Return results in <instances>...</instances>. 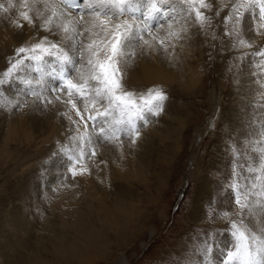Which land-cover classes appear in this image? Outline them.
<instances>
[{"label": "rangeland", "instance_id": "374dc122", "mask_svg": "<svg viewBox=\"0 0 264 264\" xmlns=\"http://www.w3.org/2000/svg\"><path fill=\"white\" fill-rule=\"evenodd\" d=\"M205 1L211 7L201 8L207 18L203 24L196 19L195 12L190 11L192 25L199 32L197 39L203 43V50H197L198 59L190 60V66L196 72V78L192 81L190 80L192 76L189 79H181V82L169 80L165 83L163 81L155 87L149 86L141 91L146 93L149 88L159 87L167 96L160 114L148 120L147 124L151 127L147 124L139 127V133L147 128L154 129L159 133L156 138L153 133L147 135V142L145 141L147 144L144 159L146 163L148 162L145 168V180L143 182L135 181L132 184L123 183L122 186H127L128 189L122 186L116 187L117 183L114 182L109 185L112 192L117 190L126 194L128 196L126 199L129 198L126 201H133L135 207L140 209L124 232L128 240L133 238L132 235H135V239H131L130 246L122 248L125 238H120V248L112 251L109 247L108 252H104L105 256L94 261V264H113L115 260L120 262L122 256L125 258V264H221L222 256L218 247L222 248L224 243L232 239L230 235L225 234L230 230L232 221H235L237 225L243 221L249 229L258 235H260L257 233L258 227L263 228L264 212L258 210L264 208L260 206L264 204V199H260L261 196H264V164L258 163L256 158L264 153V128L261 127L264 125V119H258V115L253 113L256 109L253 108L254 101L252 100L254 98L248 90L254 87L255 83L249 81L251 76L248 71H252L249 64L259 63V66L264 68V58L255 54L258 49L264 51V28L253 32L251 19L248 16H245L239 23H235V18L226 20L225 17L229 15L234 0ZM37 9L39 10V7L35 6L34 14L31 15L32 19L37 22V26L31 31L30 36L33 35L30 39L24 38L28 29H23L19 33L21 36L16 38L13 48L10 51L1 52V71L11 69V74L18 76L19 71L32 66L31 73L34 74L35 68L40 67V61L27 59L30 55H37L43 57L45 61L48 60L47 62H53V56H49L46 51L36 50L34 53L28 52L23 56L17 53L18 48L22 46L31 48L32 45L40 43L45 36L51 43L60 41V38L56 37L58 33L53 30L51 25L49 26L51 31L39 27V23L44 17L35 15ZM217 12L219 15L216 14ZM66 45L67 47L61 45L64 48L59 46V49L74 56L75 53L74 55L70 53L73 50H69L67 43ZM17 59H24L25 63L18 68H12ZM59 62V60L53 62L58 68V73H61V69H74V65L64 63L58 65ZM172 65L173 63L170 66ZM248 68L251 69L248 70ZM14 77H10L11 80L6 77L0 78V81H3L0 83L1 134L5 130L4 123L8 121L10 114H13L14 119H17L15 115L18 114L19 120L24 118L26 123L29 124L32 121L36 125L38 119L51 117L59 108L53 98L50 100L48 97H41L39 100L31 89L18 90V80H15ZM213 88L216 90L214 96L217 95L219 98L211 102ZM136 92L139 93V91ZM22 95L25 96V99ZM26 97L34 100H29ZM32 102L38 103L36 111H34ZM230 104L233 105L231 108ZM61 105L66 107L65 103H61ZM216 105H218V109H216ZM213 106L216 107L214 112L212 111ZM80 108L83 109L82 104H80ZM64 110L60 111V118L52 117L57 120L49 121L47 131L50 125L59 124V119L63 127L66 128L64 120L67 117L63 116ZM222 114L223 117L219 122ZM35 120L37 121L35 122ZM181 121H184L183 125L180 124ZM70 122L68 123L71 126L66 128L64 137L69 138L68 145L77 146L71 135L75 133L74 130L78 126ZM90 126V123L85 125L87 128ZM50 128L52 129V126ZM62 129L60 128L61 132ZM95 131L90 129L93 135H95ZM163 131H167V133ZM197 133L200 134V138ZM125 136L122 137L123 141ZM62 137H60L61 139L59 137L52 139L43 145H40L38 136H35L33 143L23 139V145L18 146V152L21 154L11 156L12 159H9L10 162L5 167H2L0 161V264H27L28 259H30L29 262L34 261L39 253H33L32 250L41 251L45 257L51 259V255H49L51 252L43 250V244L32 248V244L29 247L26 239L43 240L49 245V236L42 229L44 224L48 223L47 219L55 220L57 217L51 214L52 211H47L43 215L40 202L44 200H42L44 197L37 198L35 196V200L38 201L35 202L32 192L28 193L27 188L38 185L46 195V186L49 190L51 183L47 184V181L53 179V173L59 174L53 181H57L56 185L59 183L61 187H64L62 181L65 182L72 177L70 169L60 168L59 164L65 158L67 161L68 158L65 155L69 154L73 158L76 149L69 146L66 148ZM170 137L173 141L169 139ZM102 143L104 144V142ZM12 145L11 143L9 146ZM130 145L129 143L127 149L121 148L117 153L118 157H129V154L133 155L137 151L145 149L143 143H141L140 149L136 145L133 147ZM174 147L179 148L175 149ZM194 148L196 151L193 153ZM96 156L98 159L104 155L97 153ZM88 158L89 156L86 155L82 159L87 160ZM260 158L261 161H264V156ZM5 161L3 159V163ZM31 163L32 166L26 170L25 167ZM95 178L97 179L96 175ZM237 188H247V200L250 202L251 211L247 208L241 209L235 203L233 197L237 193ZM49 198H51L50 194ZM94 205L96 206V204ZM84 206L86 205L84 204ZM77 207L79 210H83L81 204H77ZM88 212L91 214L87 213L86 215L94 220L92 211ZM15 213H21L22 218H25L23 220H29L25 230L11 229L13 223L9 222V219H15L13 217ZM52 213L54 214V212ZM224 213H228V215L225 216ZM64 218L70 221L71 214L65 212ZM127 229L129 230L126 231ZM152 230H154L153 233ZM109 231H107V234L110 235L108 237L113 240L116 237V232ZM65 234L67 238L69 237V241L78 238L76 233H72L68 229ZM206 237L212 238L215 244L205 256L203 253L205 245L202 241ZM53 264L77 263L65 261L59 257L57 261H53Z\"/></svg>", "mask_w": 264, "mask_h": 264}, {"label": "bare ground", "instance_id": "6f19581e", "mask_svg": "<svg viewBox=\"0 0 264 264\" xmlns=\"http://www.w3.org/2000/svg\"><path fill=\"white\" fill-rule=\"evenodd\" d=\"M11 2L15 5V8L10 9L8 13H4L3 9L0 8V57H1L2 51H6V50L10 51L13 48V45H15L16 38L18 36H21L19 33L23 31V29H26V30L28 29L27 32L25 33L24 38L30 39L31 36L33 35L32 34L30 36L31 31H33V29L37 26V22H35L32 19L33 20L32 24L27 23L19 15L20 12L29 11V15L34 14L33 4H35V6L39 7V11L44 13V17H47L50 13V10L46 11L44 9L43 4L40 2V0H28V8L22 7L23 0H11ZM50 2L55 4L58 8H62L63 11L68 12V9L63 8V5L60 4V0H50ZM8 3H9V0H0V4H3L5 7H7ZM135 8H136V11L134 15L126 14V15H122L118 17L116 16L111 17L112 23H120L122 21H129L130 23H134L136 25L142 26L144 21L141 20V16L144 14L146 9L147 10L151 9L150 0H136ZM163 9H166V10H163ZM79 14L83 16L85 21L89 22L88 26H91V21L94 19V17L90 14H87L84 11H81ZM151 14L154 17L152 20L148 21L152 25V27L148 30L151 32V36L148 35L147 32H145L144 37H143V40L148 41L149 44H145L143 41H141L138 44H134L130 49L126 50L134 54L130 55L129 57L122 56L120 58L121 60L120 67H121V71L124 74V84H125L126 89L129 91L135 90V91L141 92L147 87L149 86L155 87V85L163 81L165 83L169 80L171 82L172 80L176 82H181V79L183 78L189 79L192 76V78H190L191 81L194 80V78H196L195 77L196 72L190 66V62H191L190 60L192 58L198 59L197 58L198 51L203 50L202 49L203 43L200 39H197L199 32L195 30L194 26L192 25V16H191V12L189 11L188 7L182 2V0H162V14L161 12H152ZM77 15L78 14L76 11H72L71 14L67 17L53 18V23L51 24V27L53 28L54 31L58 33L56 37L58 39L60 38L59 39L60 41L57 40V43H56L58 47L59 46L63 47L61 45H64L67 47L66 43L69 45L68 37L72 35V33L71 31L64 32L62 25L67 24L70 29L73 27H77V23H76ZM170 16L172 18H169ZM33 17L35 16L33 15ZM100 18L107 19L108 17L101 16ZM70 21L71 23H69ZM18 24H22L23 27L22 28L18 27L17 26ZM77 31H83V28L77 27ZM93 31H96V29H93ZM89 35H90L89 33L84 32V35L78 37V39L81 40L84 44H87L89 42ZM153 37H155V39H153ZM96 38L99 39V37H96ZM161 40L164 41L163 46H161L159 43V41ZM22 43L24 44L25 42L23 41ZM27 44L28 43L26 42V45ZM70 53L74 55L75 51L74 50L72 52L70 51ZM86 59H87V53L85 52L84 60L86 61ZM52 60L53 62L58 61L55 57H53ZM125 60L127 61V63H125ZM47 61H45V59L40 60V67L35 68V73H34L35 75L31 73L32 66L29 67L28 69L19 71L20 73L17 72L18 76H15L16 74H13V73L11 74V71H12L11 69H6V71L0 70L1 79L5 77L10 79V77L13 78L15 76L14 79L18 80V83H17L18 90L21 89L23 91V89H31L33 93L35 92L34 95L39 100L41 97L42 98L48 97L50 100L51 98H53V100H55V103L57 102L59 106L58 109L56 108L57 112H54V114L51 117L47 116V117L38 119V122L36 125H34L35 123H33L32 121L31 122L28 121L29 124L26 123V119L24 118L19 120L18 114L15 115V118L17 119H14L13 114H10L11 116H9L8 121L4 123L5 130L3 134L0 133V161L2 162V167H5L7 163L10 162L9 159L11 158V156L13 157L17 154H21L18 152V146L23 145L22 143L23 139H25V141L27 142L32 141L33 143L35 136H38L40 139V145H43L45 142H48L52 139L54 140L57 137L60 138L61 136H63L62 139L65 141L64 146L66 148H68V146L72 149L75 148L76 150L74 151V155H76L79 150L77 141L80 137H84L86 135H91L92 137L96 136V131H95V135H93L90 132V129L91 130L93 129L91 126L87 128L85 127L84 124L81 123L77 125L78 127H76V129L74 130L75 133L71 135L72 138L75 140L77 146L68 145L67 142L69 138L64 137V132L66 128H69V126H71V124L68 123L70 122L69 119L64 120L66 121V123L64 122L66 124V128L63 127L59 119V124L56 123V125H50L52 126V129L49 126L48 131H47V126L49 125V121L51 120V122H53L57 120V119H52V117L53 116L59 117L60 111L62 109L63 110L65 109L64 110L65 113H68L69 116H72V119L74 120L78 119L74 115L70 105L66 104V107H64L65 105L64 106L61 105L62 103L61 101L67 99L66 93L60 94V99L57 100L56 99L57 93H50L48 91V89L60 83L56 79V76L60 75L61 73L57 72L58 68H56V64L54 65V63L52 62L53 63L52 65L51 62H47ZM60 63L62 62L60 61L57 64L59 65ZM171 63H173L172 66H170ZM249 66H251L252 68V71H248L251 68H248L247 70L250 73L249 75L251 76L249 81L251 83L254 82L256 86V88L254 86V87L249 88L248 90L251 93V96L254 98L252 100L254 101L253 108L255 107L256 109H254L255 111L253 113H256L258 115V119L263 120L264 119V78H263L264 68L263 66L260 67L259 63L249 64ZM72 69H69V70L64 69V72H73ZM74 69H75V72L70 77L71 79H73V82H79L82 75L84 77H87L89 73V69H88L86 62H81L80 64L74 65ZM215 91H216L215 88H213L211 102H213L214 99L219 98L217 95L214 96ZM22 97L25 99L24 95H22ZM26 98L29 100H34V99H31L30 97H26ZM32 104H33L34 111H36V109H38V107L36 106L38 103L32 102ZM77 104H78V107H80V104H82L79 98H77ZM225 105L227 108L226 101H225ZM214 106L212 107L213 112H214V109L216 108V107L214 108ZM232 106L230 104V108ZM225 110H224V113L226 112ZM223 114L219 118V122H221ZM36 121L37 120H35V122ZM183 122L184 121H181L180 124L183 125ZM2 128L4 127L2 126ZM60 128H63L62 132L60 131ZM165 132L167 133V131ZM152 133L155 138L159 136L158 135L159 133H157L156 130L147 128V129L142 130V132L139 133L138 137H136L135 135L131 137L125 136V140H124L125 142L122 139L123 135L120 133H117L116 135L118 139L114 138L111 142H104V144L102 142L94 143L91 145V147L95 149V156H89L87 160L82 159L81 164H80L81 167L87 166L89 170L87 173L83 175L72 176L73 178L71 177L65 182L62 181V184H64V187H61V184L59 185V183L56 185L57 181L54 182L53 180L58 173L56 172L53 173V179L49 178L50 180L47 181V184L49 182L51 183L49 185V190H48V187L46 186L47 188L46 195H44L43 191L38 187V185L35 187L27 188L28 193L32 192L34 200H35V196L37 198L44 197L42 198V200L43 199L44 200L40 202L41 203L40 208L43 210V215L47 211H52L54 212V214L55 213L57 214V215H54L51 212V214L57 218L55 220L47 219L49 220L48 223L44 224L43 229L41 228L42 231L47 236H49V242H50V243L48 242L49 245H47L46 241L44 242L43 240L36 241V240L26 239L28 246L32 244V248L37 247V245L39 244H43V250L51 252V254H49L51 255V259H49L48 257H45L44 254L41 253V251L32 250L33 253H36V254L39 253V255L34 258L35 259L34 261L31 260V262H29L30 259H28L27 264L28 263L30 264H53V261H57L59 257H61L65 261L66 260L75 261L77 264H94V261H97L98 259L103 258L105 256L104 252L107 253L109 247L111 248L112 251H115L117 248H120L119 247L121 245L119 242L120 238L122 237L125 238L123 240L122 248L124 247L127 248L128 246L131 245L132 242L130 243V241L131 239L134 238L135 235H132L133 238L128 240L124 232L127 226L132 223L131 221L135 219L140 209L138 210L135 207V205L133 204V201H130V200L126 201L127 199H129V198L126 199V197H128L126 194L119 192L117 190L112 192V189L109 187V185L110 183L114 182V183H117L116 187L117 186L121 187L123 183L132 184L135 181L143 182V180H145V177H146L145 168L148 163V162L146 163L144 159V153H145L146 144H147L146 138H147V135H152ZM197 134L199 135V138H200V134L199 133ZM133 139L135 140L134 143L132 142ZM169 139H172V138L170 137ZM168 142L170 141L168 140ZM11 143L13 145L10 147L9 145H11ZM66 143H67V146H66ZM129 143L131 144L130 146L133 147L134 145H136L139 147V149L142 147L141 143H143L145 145V149L139 150L133 155L129 154V157H123V158L118 157V154H117L118 151L121 148L127 149L129 146ZM174 148H173V151H175ZM178 148L176 147L175 149H178ZM85 151H87V149H85ZM97 153L103 154L104 156H102V158L97 159V156H96ZM65 156L68 158L67 161H65L66 158L63 159V162L60 161L61 163L59 164V167L66 168L67 170L69 169L67 168L68 161L72 157L69 154ZM3 159L6 160L5 163H3ZM31 166H32V163L27 165L25 169L27 170V168H30ZM198 169L200 168L198 167ZM95 175L97 176L98 180L95 178ZM61 180H64V179H61ZM124 188L128 189L127 186H125ZM112 193L113 195L111 196ZM49 194L51 198H49ZM35 202H38V201L35 200ZM77 204L78 205L81 204L83 210H79V208L77 207ZM84 204L86 206H84ZM94 204H96V206ZM90 210L92 211L94 220H91V218H89L86 215L87 213H89L88 211ZM258 211L264 212V208L259 209ZM65 212L68 214H71L70 221L66 220L67 218L66 219L64 218ZM90 214L91 212L89 213V215ZM13 217H15V219L14 218L9 219V222L13 223L11 229L14 230L18 228L17 231L18 230L21 231V229L22 231L25 230L27 225L29 224V220L28 221L23 220L25 218H22L21 213L19 214L15 213L13 214ZM96 221L98 223L97 226H96ZM262 223H263L262 225L263 228L261 229L260 227H258L259 230L257 231V233H259L260 235L256 234L261 237L264 236V216L262 217ZM66 229L71 230L72 233H76L78 235V238L72 239L69 241L68 240L69 237L67 238V235L65 234ZM109 230H114L116 232V237L113 240L110 237H108L110 236L107 234V231ZM128 230L129 229H127L126 231ZM151 232L153 233L154 230H152ZM124 259L125 258H123L122 256V260L120 262L115 260L113 264H125L126 262Z\"/></svg>", "mask_w": 264, "mask_h": 264}, {"label": "snow or ice", "instance_id": "6c2138e0", "mask_svg": "<svg viewBox=\"0 0 264 264\" xmlns=\"http://www.w3.org/2000/svg\"><path fill=\"white\" fill-rule=\"evenodd\" d=\"M40 2L46 11L50 10V13L44 17V13L39 10L36 11L37 17H44L41 19L39 27L51 31L49 26L53 23V18L67 17L72 11H76L78 14L77 27L83 28V31H77V27L70 29L67 24L62 25L64 32L71 31L72 33L68 37V48L75 51V56H70L67 52L59 49L56 43L49 42L47 36L43 37L40 43L32 45L31 48L22 46L17 49V53L21 56L28 52L34 53L36 50H40L46 51L49 56L55 57L64 64L77 65L86 62L89 69L87 77L82 75L79 82H73L70 77L74 74L75 69L73 72H64L61 69V74L56 76L60 83L48 89L50 93H57V100L60 99V94L66 93L67 99L61 102L70 105L78 119L73 120L68 113L63 115L73 125L81 123L88 125L90 123L91 127L96 130L95 137L86 135L78 139V153L68 161L67 168L71 170L72 176L83 175L89 170L87 166H80L82 158L86 155L95 156V149L91 147L92 144L111 142L114 138L118 139L117 133L129 137L133 135L138 137L139 127L147 124L151 117L159 115L163 110V102L167 99L163 90L159 87L149 88L146 93L127 90L124 84V74L120 67L122 56L129 57L134 54L126 51L127 49L141 41L149 44L148 41L143 40L144 33L147 32L151 36V32L148 30L152 25L148 21L154 18L152 12H161L162 14V0H150L151 9H146L141 16V20L144 21L142 26L129 21L112 23L111 20V17L114 16L134 15L136 0H60V4L63 5V8H67L68 12L58 8L50 0H40ZM182 2L189 11L195 12L196 19L201 24L205 22L207 18L201 8L208 9L211 5L207 4L205 0H182ZM22 7L28 8V0H23ZM0 8L3 9L4 13H8L10 9L15 8V5L9 0L7 7L0 4ZM81 11L94 17L91 26H88L89 22L85 21L83 16L79 14ZM216 14L219 15V12ZM19 15L27 23H33L29 11L20 12ZM101 16L108 18L101 19ZM245 16L251 19L253 32L259 28H264V0H234L232 9L225 19L233 20L235 18V23H239ZM17 26L23 27L22 24ZM84 32L90 34L87 44L78 39L84 35ZM159 43L161 46L164 45L163 40ZM85 52L87 53L86 61L84 60ZM255 54L264 58V51L258 49ZM27 59L40 61L43 60V57L31 55ZM24 63V59H17L12 68H18ZM125 63H127L126 60ZM77 98L82 103L83 109L78 107ZM261 127L264 128V125ZM132 142L134 143L135 140L133 139ZM260 155L264 156V153ZM256 159L258 163L264 164L260 156H257ZM247 196V188H237V193L233 199L241 209L247 208L251 211ZM260 199H264V196H261ZM260 206L264 207V204ZM224 215L227 216L228 213H224ZM225 234L230 235L232 239L224 243L222 248L218 247L222 256L221 264H264V238L256 235L243 221L240 225L232 221L230 230ZM202 243L205 245L203 253L206 256L215 241L206 237Z\"/></svg>", "mask_w": 264, "mask_h": 264}, {"label": "water", "instance_id": "95a60500", "mask_svg": "<svg viewBox=\"0 0 264 264\" xmlns=\"http://www.w3.org/2000/svg\"><path fill=\"white\" fill-rule=\"evenodd\" d=\"M196 151V148H194V151H193V153Z\"/></svg>", "mask_w": 264, "mask_h": 264}]
</instances>
